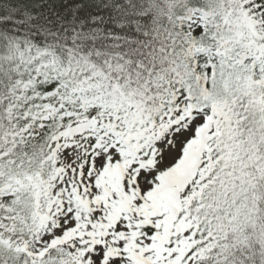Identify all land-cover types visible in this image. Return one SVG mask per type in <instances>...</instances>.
Here are the masks:
<instances>
[{"label": "snow or ice", "instance_id": "obj_1", "mask_svg": "<svg viewBox=\"0 0 264 264\" xmlns=\"http://www.w3.org/2000/svg\"><path fill=\"white\" fill-rule=\"evenodd\" d=\"M0 264H264V0H0Z\"/></svg>", "mask_w": 264, "mask_h": 264}]
</instances>
